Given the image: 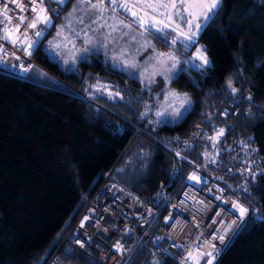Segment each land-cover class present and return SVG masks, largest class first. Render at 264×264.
Masks as SVG:
<instances>
[{
  "label": "trees",
  "instance_id": "trees-1",
  "mask_svg": "<svg viewBox=\"0 0 264 264\" xmlns=\"http://www.w3.org/2000/svg\"><path fill=\"white\" fill-rule=\"evenodd\" d=\"M73 1L49 16L52 23L32 53L35 65L24 76L0 71V264H45L104 178L144 202L167 179L165 196L175 194L187 169L178 165L169 176V157L134 130L186 139L199 125L204 139L185 151L193 159L213 145L223 158L222 144L238 141L253 143L264 159L263 3L223 0L215 19L187 47L172 44L170 29L167 36L150 34L160 48L183 59L199 43L211 61L203 69L179 66L168 84L191 99L190 111L174 123L155 125L146 110L147 89L101 51L86 53L87 59L79 57L71 68L48 54L44 41ZM119 43L110 46L115 51ZM229 80L237 92H231ZM97 83L107 91L94 92L90 87ZM102 91L120 95L110 98ZM218 127L225 131L214 144L209 137ZM246 189L240 194L259 217L248 213L214 264H264V164ZM161 200L148 222L127 229L122 264H176L172 248L151 252L148 234L167 211V200ZM57 253L69 264H97L69 244Z\"/></svg>",
  "mask_w": 264,
  "mask_h": 264
},
{
  "label": "built area",
  "instance_id": "built-area-1",
  "mask_svg": "<svg viewBox=\"0 0 264 264\" xmlns=\"http://www.w3.org/2000/svg\"><path fill=\"white\" fill-rule=\"evenodd\" d=\"M254 1L264 4V0ZM65 2L66 0H63V3L58 0H44V7L49 10L47 15L58 13ZM36 4L39 5L40 0H36ZM5 6L7 16L11 17V20L3 14L2 10ZM31 7L30 0H0V35L4 34L5 28L16 35L23 33L27 23L35 15ZM53 9L56 11H52ZM20 17L25 18L24 23L20 22ZM18 24L20 25L19 33L16 32ZM43 27L44 25H38L36 29L29 28L28 36L37 40L35 32ZM49 27L38 38L39 43ZM0 47L7 53L0 52V56L4 57L3 62H0V71L24 76L29 68L35 65L32 55L26 56L22 51L23 45H13L7 40L0 39ZM90 88L97 92L95 87ZM82 92L84 90H81L79 94L83 95ZM101 94L109 96L105 91ZM223 114L224 112L221 111L220 115ZM219 129V127L216 128L212 136H215ZM134 134L144 138L151 137L153 144L169 157L171 161L169 176L178 165L185 166L187 172L179 189L169 198L165 196L164 190L169 182L167 179L160 183L149 200L144 202L138 196L126 191L121 185L104 178L95 187L86 204L72 222L59 247L63 243L69 244L97 264H122L124 248L117 251L114 245L119 242L124 247L127 229L132 225H143L148 222L153 216L154 205L164 199L167 200L165 217L148 234L151 252L154 255H161L165 248H172L176 252V264H196L195 260L187 258L189 252L195 255L197 250L210 251L206 241L215 243L217 248L222 249L233 236L229 233L230 239H226L223 246L219 240H212L216 229L237 219L238 212L232 209L234 202L238 201L249 209L250 214L259 217L255 208L251 207L240 194V190L253 183L254 177L261 172L264 164L263 156L256 150L253 143L238 141L223 158L219 155L217 147L213 145L209 151L198 150L195 155L198 159H193L185 151L200 144L204 139L205 131L199 125L190 130L186 139L177 134H167L157 138L141 130H134ZM177 152L180 153L179 156ZM211 157L215 158V162H210ZM193 173L200 177L199 183L189 180V176ZM252 173H255V176ZM216 197L222 199L218 200ZM217 212L221 215L217 216ZM85 217L88 219L85 220ZM82 222L83 227H81ZM59 247L50 255L45 264H69L60 260L57 253ZM198 259L199 264H206L207 257H198Z\"/></svg>",
  "mask_w": 264,
  "mask_h": 264
},
{
  "label": "snow or ice",
  "instance_id": "snow-or-ice-1",
  "mask_svg": "<svg viewBox=\"0 0 264 264\" xmlns=\"http://www.w3.org/2000/svg\"><path fill=\"white\" fill-rule=\"evenodd\" d=\"M58 2L63 3V0H58ZM82 2H86V0H82ZM30 3L32 5L31 11L35 13L34 18L27 23L25 30L23 33H19V27L18 24L16 26V32L19 33L18 35L13 34L9 32L7 28L4 30V34L0 35V39L7 40L13 45H23L22 51H24L26 56L32 55V50L36 47V45L39 43V37H41L46 30L48 26L51 25L52 21L51 18L47 15V12L49 11L46 7H44V0H40V4H36V0H30ZM223 0H170V2H165V0H156V2H150V0H145V2H141L138 4H130L127 2V0H110V4L113 7L119 8L124 10L125 12H130L131 16L134 18L135 22L139 23L141 27L145 29V31H149L151 28L156 29V34L159 35L160 33H164V36H167L171 33L166 32L165 29L172 28L173 31L177 33L176 38L172 40V44H176L178 41L184 45V46H190L191 43H194L196 40V37L199 35V33L207 28L210 23L215 19L216 15L219 13V11L222 8ZM22 7V6H20ZM88 9L92 10H98L99 16L98 21L103 16V0H99L97 4H91L90 2L87 3ZM133 8H138L139 11H133ZM162 10V11H161ZM3 14L8 20H11V17L7 16V7L2 10ZM52 11H56L53 9ZM75 12V10H74ZM141 12H143V15H141ZM73 15V14H70ZM165 17L166 19H160L157 20V16ZM173 16L179 18L181 21H183L187 25V31H183L179 28V25H176L173 27ZM20 22L24 23L25 18L20 17ZM76 23H83V17H81L79 20L76 21ZM38 25H44L43 28H40L39 31L35 32V36L37 37V40H33L30 36L27 34V30L29 28L36 29ZM64 27H67L69 29L72 28V22L69 21L67 25H64L61 27V32L63 31ZM101 27H109L111 32H116L117 27L115 24L108 25L106 23L101 24ZM124 27H127V25H124ZM193 27L195 28V31H193ZM61 32H58V36L61 34ZM77 35H80V33H76ZM85 35V42L86 45H91V49L95 50L96 52L100 51V48L97 46V44L92 40L91 37ZM67 40V37H65ZM187 42V43H186ZM67 47V45H64ZM149 45L146 43L144 47H148ZM55 48H60L61 44L54 45ZM81 52L88 53L90 51L89 47H84L83 49H80ZM0 52L6 53V50L0 47ZM206 50L202 47L197 50L196 53V59H198L201 63L199 65L193 64V67L197 68H205L206 66H210L211 61L208 59L207 55L205 54ZM14 55V53H13ZM160 57H163L164 54H159ZM16 59H19V57H16ZM71 59L74 61L75 57H71ZM81 59H87V56L81 57ZM119 58L113 57L114 63L113 67L118 68L122 71L127 72L130 76H136L135 72L128 71L129 69H135L137 65L134 62H129L127 60H123L121 62H115L118 61ZM168 60L172 61V67L171 69H168V72L172 75L175 74V70L177 68V64L179 63L176 61L175 57L168 56ZM4 57L0 56V62H3ZM163 62V61H162ZM65 64H68L69 61L65 60ZM26 71V69H25ZM152 75H155V72L152 73ZM170 78V77H169ZM92 87H95L97 92H100L102 89L107 91L108 86L102 85L97 83L96 85H93ZM228 87L231 89L232 93L237 92V89L232 87V81H228ZM108 95L110 98H114V96H119V92H116L113 94L112 92H108ZM175 96L176 94L173 93ZM179 99V97H177ZM191 99L185 94L183 99L180 100V104L178 108H173L171 112L168 111V109H165L163 112H157L156 115L158 118L157 123H174L178 120H180L185 113L190 111L191 108ZM171 107V106H170ZM181 109L183 111H181ZM146 115V113L142 114ZM171 117V119H169ZM224 129L220 128L215 136L209 137L210 140L213 141L215 144L221 136L224 135ZM199 135V134H197ZM255 151V150H254ZM180 153L177 152V156H179ZM210 162H215V158L211 157ZM250 171V169H249ZM253 176H255V173H252ZM190 181H196L197 183L200 182V177L197 176L195 173L189 176ZM247 191V189H244ZM223 191V189H221ZM216 199L220 200L221 197H216ZM202 203V202H201ZM226 203V201H225ZM232 209L236 210L238 212L237 219L232 220L227 225H224L222 228L216 229V233L213 234L212 240H219L220 244L223 246L225 245L226 239H230L229 233H232V235H235L237 231L240 230V228L244 224V218L248 215L249 209L244 207L242 204H240L238 201L234 202L232 204ZM217 216H220L221 214L219 212L216 213ZM85 220L88 219V217L84 218ZM215 223V221H213ZM223 225V221L220 222ZM81 227H83V222L81 223ZM78 243H80L78 241ZM208 247H210V251H199L197 250V253L194 255L193 252L188 253V259H192L196 261V264H199V259L203 257H207L206 264H214V261L217 259V256L222 251L221 248H217L215 243H211L210 241L205 242ZM83 243H81V247H83ZM114 247L117 251H120L123 248V245H121L119 242H117Z\"/></svg>",
  "mask_w": 264,
  "mask_h": 264
},
{
  "label": "rangeland",
  "instance_id": "rangeland-1",
  "mask_svg": "<svg viewBox=\"0 0 264 264\" xmlns=\"http://www.w3.org/2000/svg\"><path fill=\"white\" fill-rule=\"evenodd\" d=\"M76 1L72 2L64 18H61L55 23L50 35L44 41L48 54L52 59L57 60L62 67H73L76 60L86 54L81 52L80 49L87 46L92 51L91 45H86L85 42L84 34L87 33L100 48L102 54L112 63H114L113 57L119 58L115 62H121L123 60L134 62L137 67L135 69H129L128 71L135 72L142 86L147 89L151 103L146 110L151 123L157 125V120L162 118H158L156 113L163 112L165 109L171 112L173 108H178L180 100L186 94L184 91L175 90L168 84L169 77L172 76L168 72V69L172 67V61L168 60L167 57H175L176 61L179 62L176 70H178L180 65L184 67L186 64L192 67L193 64L199 65L201 62L196 59V53L198 49L202 48V45L197 43L191 54L183 59L173 52L172 49L160 48L153 41L150 34L156 33L155 28L145 31L139 23L135 22L130 12L113 7L110 4V0H103L104 11L99 21V11L88 9L87 7L88 2L97 4L99 0H86V2H82V0ZM127 2L130 4H138L145 2V0H127ZM150 2H156V0H150ZM165 2H170V0H165ZM132 10L139 11L138 8H133ZM141 15H143V12H141ZM81 17H83V23H76ZM156 19L166 18L158 15ZM69 21L72 22V28L64 27L61 32V27L67 25ZM104 23L108 25L115 24L117 31L111 32L109 27H101V24ZM124 25H127V27H124ZM176 25H179L181 30L187 31V25L179 18L173 16V27ZM169 29L173 34L172 40L176 38L177 33L172 28ZM193 31H195L194 27ZM58 32H61L59 36L57 35ZM76 33H80V35ZM65 37H67V40ZM113 39L117 42H122L119 43L120 45L115 46V51L113 50L114 45L110 46L112 43L115 44V41H112ZM146 43L149 45L148 47H144ZM56 44H61V47L58 49L55 48L54 45ZM65 44L67 47L64 46ZM159 54H164V56L160 57ZM73 56L75 57L74 61L71 59ZM65 60H68L69 63L65 64ZM153 72H155V75H152ZM173 93L176 95L174 96ZM181 111L183 110L181 109ZM123 248L126 251V240Z\"/></svg>",
  "mask_w": 264,
  "mask_h": 264
},
{
  "label": "water",
  "instance_id": "water-1",
  "mask_svg": "<svg viewBox=\"0 0 264 264\" xmlns=\"http://www.w3.org/2000/svg\"><path fill=\"white\" fill-rule=\"evenodd\" d=\"M232 148H233V146H231V144H227V145L222 144V148L221 149L224 152H229Z\"/></svg>",
  "mask_w": 264,
  "mask_h": 264
},
{
  "label": "crops",
  "instance_id": "crops-1",
  "mask_svg": "<svg viewBox=\"0 0 264 264\" xmlns=\"http://www.w3.org/2000/svg\"><path fill=\"white\" fill-rule=\"evenodd\" d=\"M115 38V37H114ZM120 42V41H119Z\"/></svg>",
  "mask_w": 264,
  "mask_h": 264
}]
</instances>
